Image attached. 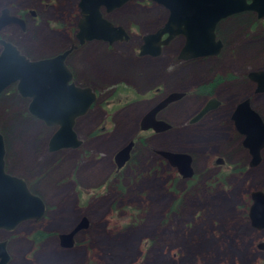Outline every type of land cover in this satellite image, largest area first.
<instances>
[{"label": "rangeland", "instance_id": "rangeland-1", "mask_svg": "<svg viewBox=\"0 0 264 264\" xmlns=\"http://www.w3.org/2000/svg\"><path fill=\"white\" fill-rule=\"evenodd\" d=\"M20 1L0 0V6L17 3V6L28 4L38 9L41 22L45 19L39 33L46 55L69 47L75 34L70 23H75L79 0ZM138 4L142 1L137 0L136 5L128 6L121 14L122 24L134 33L129 43L107 47L96 42L75 54L69 64L84 57L80 62L86 65L92 56H101L109 76L103 87L112 85L123 73H129L136 83H143L146 78L151 83L155 78L151 71L143 64L135 63L132 56L136 55L142 36L153 30V25L148 26L158 20L160 14L145 12L146 9ZM228 24L231 23L224 25L226 29ZM257 36L259 32L237 31L231 41L226 39L220 60L185 65L188 81L185 91H193L210 76L249 71L250 62L263 55L264 47ZM235 49L241 59L239 62H245L236 69L232 61ZM174 53L175 48H171L165 55ZM116 67H120V72L114 71ZM10 99L13 101L14 96H6L0 101V133L6 136L11 150L7 170L25 178L30 190L42 196L49 205H56L53 207L56 216L51 220H55L58 232H70L82 216L88 218L89 225L86 231L77 233L76 246L69 250H62L53 239H47L43 248L37 247L39 230L30 223L21 225L13 235L0 233V239H10L9 264H264V252L255 248L257 243L264 242V232L249 226L245 212L251 190L264 188V169L238 175L213 165L218 156H224L226 166L232 167L231 154L236 150V144L225 147L224 140L218 136L208 134L205 138L197 128L187 126L188 117L199 107L195 96L185 101V108L172 111L170 118L173 117L176 126L172 135L150 139L146 147L136 150L134 163L137 165L126 171V181L121 184L124 199L112 186L116 171L113 155L130 140L142 137L139 134V107L113 114L101 111L93 115L92 125L90 121L80 123L77 130L82 136L103 119L112 118L106 134L88 141L89 154L84 151L49 154L46 141L35 140L41 131L39 122L32 119L24 124L16 123L17 116L26 110L24 103L12 108L8 103ZM259 103L257 110L264 117L262 100L254 107ZM184 119L185 131L182 129ZM25 124L33 127L23 132ZM158 146L173 150L185 148V152L193 156L195 182L187 183L178 173L167 171L164 165L159 166L161 160L148 149ZM157 175L162 179H156ZM144 178L146 183L138 185ZM82 191L89 194L81 196ZM49 222L51 226L53 223ZM23 254L28 259L23 260Z\"/></svg>", "mask_w": 264, "mask_h": 264}, {"label": "flooded vegetation", "instance_id": "flooded-vegetation-1", "mask_svg": "<svg viewBox=\"0 0 264 264\" xmlns=\"http://www.w3.org/2000/svg\"><path fill=\"white\" fill-rule=\"evenodd\" d=\"M20 1V0H19ZM22 1V0H21ZM20 1V2H21ZM142 4H138L140 7L142 6L147 11H153V15L160 14L158 20L154 21L153 24H150L148 27L153 25V30L146 33V35L154 34L160 29L164 28L168 23V19L171 15V11L167 9L162 4L157 3L155 0H141ZM257 2V3H256ZM22 3V2H21ZM136 5L137 0H127L123 3L119 8H116L110 12L107 11L106 7L100 8V13L107 22L111 23L114 27H122L126 33V37L128 38L127 41H119L114 44H108L104 41L94 40L90 42H85L83 45H78L77 40L75 38L78 32V23L81 19L80 10L77 8L74 18L75 23H70L73 26L75 34L73 40L70 42V45L67 49L60 50L54 54H45L44 44L41 40L39 28L42 24L41 22L42 17L38 9L31 8L28 4L17 6L15 4H5L0 6V14L3 10H7L10 16H13L21 21V23L17 24H9L2 29H0V41H4L6 43L11 44L18 52L19 55L27 59L29 62H37L40 60L50 59L59 54H62L66 50H68L72 45H76V49L67 57L65 64L67 65L68 69L72 74V83L77 88L81 89H90L93 93L96 94V100L90 105L87 111L75 118L74 125H73V132L76 135V138L81 142L79 148L73 150H59L54 152H49L48 150V143L53 135V133L58 129V127H46V125L34 117H32L28 112V107L31 102L30 98H23L21 97L17 90L16 84H13L2 91L0 94V101L5 99L6 96H14L13 101L9 100V104L12 108L21 106L20 103H24L25 112L21 115H18L16 118V123L24 124L28 120L34 119L37 121L38 124L41 125V131L38 136L35 137V140L43 139L46 141V149L49 154H57L63 151H70L73 154H78L80 151H84L88 153L86 149V145L90 139L98 138L104 134H106V130L108 128L107 124L111 121L112 118H105L100 121L96 127L92 126L90 129L85 131V134L80 136L77 130V126L80 123H85L90 121V125L93 124L94 118L93 115L95 113H100L101 111L104 114H107L109 111L113 114L114 111H124L129 108L139 107L137 112L139 119V134L142 137L138 136L136 139L130 140L129 142H133V147L130 152V158L128 162L124 164L122 168L119 170L116 168L115 165V155L126 145L124 144L116 153L113 155V165L115 167L114 179L112 186L121 193V199H124V189L121 188V184L125 179V173L127 170L134 168L137 164L134 163L135 152L138 148L146 147V143L150 139H155L158 137H163L164 135H172L176 126L173 123V117L170 118L172 111L176 108H185V101L189 99L190 96H195L199 101V107L196 111L192 112V114L188 117V127L197 128V132L203 134L205 138L208 134H214L218 136L219 139L224 140V146L229 147L232 143L236 144V150L231 154V158L234 160L232 167H227L226 160L224 156H218L214 161L213 165L217 166L219 169L225 168L226 172L236 173L238 175L243 174H251L255 173L256 171L264 169V146L261 148L259 153V162L256 166H252V153L249 148L244 146V143L247 139L245 135H241L238 128L242 125L251 126L253 119L247 113H238V108L242 103H247L248 107L256 112L263 125H264V117L259 113L257 108L260 107V103L257 104V107H254V104L261 101L263 102L264 106V48L262 50L261 56H256L254 60L250 62L251 69L249 71H229V75H218L217 77L210 76L208 79L204 80L196 89L191 92L185 91V84L188 81L185 79V65L194 64L197 62L209 61L211 59L220 60L221 54L226 46V39L229 38L231 41L234 37L235 32H259V36H257L258 41H262V46L264 47V0H256L252 3V0H244V3L241 4L240 7H235L234 10L237 12L230 14L227 18L221 20L215 31L216 40L222 43L223 48L221 49V53L215 57H206V58H194L189 60H183L179 58V54L181 49L184 47L186 42V37L183 35L176 36L172 41H170L167 45L161 46L160 53L157 56H141L139 55V49L143 45L144 36H142V43L137 48L136 55L132 56L135 57V63L143 64V67H148L151 71V74L155 77L151 83H148V78L145 79L143 83H136V81L129 77V73H123V76L120 77L117 81H115L112 85H108L107 87H103V84L108 80V68H106V64L104 63V57H97L92 56L91 61L87 62L86 65L81 64V59L84 57H80L78 60L73 61L72 64H69V61L72 60L79 51H83L87 49L88 46L94 43H103L107 47L120 44L129 43L134 33L130 29L129 26H125L122 24L121 21V14L122 12L130 5ZM40 5V4H39ZM48 7V5H45ZM243 7H249V9L241 10ZM253 7L256 8L253 9ZM261 8V9H260ZM262 11V16H260ZM136 12H140V10L136 9ZM38 17L40 19L38 20ZM35 24L34 22L37 21ZM183 23L180 24V29L185 28V18L183 19ZM226 23H231L226 25L228 29L225 28ZM69 24V25H70ZM147 27V26H146ZM147 27V28H148ZM168 37V34H164L160 38V43L165 41ZM2 45L0 44V54L2 53ZM171 48H175V53L171 55H165V52ZM236 55L232 56L234 68L240 67L241 64L245 62H239L241 59L237 55V50L233 51ZM76 54V55H75ZM79 54V53H78ZM127 57V56H126ZM94 58V59H93ZM144 64H147L145 66ZM114 71L120 72V67H116ZM260 72V74L255 75L256 73ZM211 73V72H210ZM227 76V77H226ZM257 76V77H256ZM252 77V78H251ZM263 79V80H262ZM263 88L262 91L258 89ZM178 93L182 94V97L176 101H172L165 105L163 108L158 110L154 116V120L156 122H162L166 126L170 128L168 130L155 132L152 129L143 131L140 128V124L142 119L154 108H156L160 103L165 101V99L170 96L171 94ZM18 100V101H17ZM208 103H211L210 110L205 112L196 122L191 123L193 120L205 107ZM24 114V115H23ZM111 115V114H110ZM109 116V114H108ZM249 116V117H248ZM249 118V119H247ZM244 122V123H243ZM184 127H182L183 131H185V119L183 121ZM241 126V127H242ZM24 125L23 132L29 131L31 127ZM87 128V126L85 127ZM1 134V133H0ZM3 136V143H4V150H5V173L13 176L17 179L23 180L26 184L27 188L32 194H36V192L31 191L29 188V182L26 181L25 178L19 176L18 174L11 173L7 170V161L11 155V150L9 149V143L7 141L6 136ZM128 142V143H129ZM127 143V144H128ZM210 149H213V146H209ZM149 150L161 160L158 164L159 166L164 165L167 168V171L173 173L177 172L176 168H174L168 161H166L163 156L159 154V152H175V153H182L185 154V148L181 150H173L168 147L158 146L156 148H150ZM89 154V153H88ZM188 154V153H186ZM190 155V154H188ZM241 155L240 157H237ZM191 157V167L193 169V177L190 179H186L187 183H194L196 179V170L194 167V160L193 156ZM210 159V156L207 157ZM220 161V163L216 164V162ZM161 170V169H157ZM253 173V174H254ZM161 175H157L156 179H162ZM128 181V179H127ZM146 183V178L141 179L138 182V185H144ZM76 190V186L75 189ZM255 190H260L264 192V188H256L252 189L249 193V203L248 208L245 209L246 212V220L249 223V226L258 232H264L263 230H257L250 225V220L248 218L249 208L252 205L251 201V193ZM80 193V192H79ZM78 194V193H77ZM81 196L84 194L87 196L89 193L87 191H82L80 193ZM41 198L44 204V212L43 215L39 219H31L27 221L20 222L19 225L12 231H2L0 233H5L7 235L15 234L19 229L20 226L25 223H30L35 228L39 230V246H45L47 239H53L58 241V245L62 250H69L73 249L76 246V234L73 238V246L71 248H63L61 247L60 242V235L67 234L68 232H58L57 224L55 220H51V218L56 216L55 208L56 205H49L42 196L37 195ZM83 219L87 220L88 218L82 216L79 219V222ZM52 221V225L49 226L50 222ZM78 222V223H79ZM47 223V224H46ZM77 223V224H78ZM76 224V225H77ZM50 227V228H49ZM52 227V228H51ZM88 228V226H87ZM86 229L80 230L78 233L82 231H86ZM29 241H31L29 239ZM0 242L5 243L6 251L9 256V262L11 261V255L9 253V243L10 239H0ZM21 245H26L25 242H19ZM34 238L32 239L33 246ZM264 245V242H259L255 245L257 249L258 245ZM31 251V248H30ZM264 252V250L262 251ZM22 259H28L27 255L23 254Z\"/></svg>", "mask_w": 264, "mask_h": 264}, {"label": "water", "instance_id": "water-1", "mask_svg": "<svg viewBox=\"0 0 264 264\" xmlns=\"http://www.w3.org/2000/svg\"><path fill=\"white\" fill-rule=\"evenodd\" d=\"M127 0H79L78 8L81 19L78 23V32L75 36L78 45L94 40L108 44L127 41L122 27H114L103 19L100 8L106 7L110 12L119 8ZM171 11L166 26L154 34L144 37L143 45L139 49L141 56H157L161 46L167 45L176 36L186 37L184 47L179 58L189 60L194 58L215 57L221 53L222 43L216 40L218 23L237 12L234 8L240 7L244 0H155ZM256 0H252V3ZM257 3V2H256ZM249 9L243 7L241 10ZM253 9L256 10L255 7ZM261 9V8H260ZM264 10V9H263ZM260 16H262V11ZM185 18V28L180 24ZM21 23L7 10L0 14V29L9 25ZM168 34L165 41L160 43L162 35ZM0 94L9 86L16 84L18 94L23 98H30L29 114L42 121L46 127H58L48 143L49 152L59 150H73L79 148L81 142L73 132L75 118L83 115L97 96L90 89L75 87L72 83V74L65 64L67 57L77 48L72 45L68 50L53 58L29 62L19 55V52L9 43L0 41ZM260 74V72L255 75ZM257 77V76H256ZM252 78V77H251ZM263 80V79H262ZM263 88L258 89L262 91ZM182 97L174 93L165 101L151 110L141 121L143 131L152 129L155 132L168 130L170 127L162 122H156L154 116L158 110L172 101ZM211 103L193 119L196 122L205 112L210 110ZM238 113H247L254 122L251 126L241 125L238 130L247 137L244 146L252 153V166L259 162V153L264 146V125L259 115L252 111L247 103H242ZM248 116V117H249ZM244 123V122H243ZM133 142L126 144L116 155L115 165L119 170L128 162ZM163 158L176 168L178 175L183 179L193 177L191 157L188 154L175 152H159ZM5 150L3 136L0 134V230L12 231L20 222L39 219L44 212V204L40 197L32 194L21 179L5 173ZM220 163L217 160L216 164ZM252 205L249 208L248 218L250 225L257 229H264V192L255 190L250 195ZM88 226L87 220H81L69 233L60 235L61 247L71 248L74 236ZM5 243L0 242V264H8L9 256ZM259 251L264 245H258Z\"/></svg>", "mask_w": 264, "mask_h": 264}, {"label": "bare ground", "instance_id": "bare-ground-1", "mask_svg": "<svg viewBox=\"0 0 264 264\" xmlns=\"http://www.w3.org/2000/svg\"><path fill=\"white\" fill-rule=\"evenodd\" d=\"M31 127V126H30ZM29 128V127H28ZM32 128V127H31Z\"/></svg>", "mask_w": 264, "mask_h": 264}]
</instances>
